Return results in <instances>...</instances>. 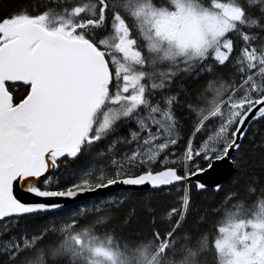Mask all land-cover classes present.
<instances>
[{"label":"snow or ice","instance_id":"snow-or-ice-1","mask_svg":"<svg viewBox=\"0 0 264 264\" xmlns=\"http://www.w3.org/2000/svg\"><path fill=\"white\" fill-rule=\"evenodd\" d=\"M0 264H264V0H0Z\"/></svg>","mask_w":264,"mask_h":264},{"label":"trees","instance_id":"trees-1","mask_svg":"<svg viewBox=\"0 0 264 264\" xmlns=\"http://www.w3.org/2000/svg\"><path fill=\"white\" fill-rule=\"evenodd\" d=\"M88 163L89 161L87 158H81L80 160L70 164L69 168L73 170L85 168L88 165ZM131 195L133 196L132 202H139L142 197H145L148 194L136 192V193H131ZM179 195H180V191L178 189H173L170 193L162 195L159 198L160 207L161 208L167 207V205L172 203L176 198H178ZM197 199L200 201H203L204 203L212 202L211 199L203 197V196L198 197ZM147 226L148 225L142 220L140 221L133 220V222L127 226L126 231L128 230H141L142 231V230H146Z\"/></svg>","mask_w":264,"mask_h":264},{"label":"water","instance_id":"water-1","mask_svg":"<svg viewBox=\"0 0 264 264\" xmlns=\"http://www.w3.org/2000/svg\"><path fill=\"white\" fill-rule=\"evenodd\" d=\"M226 165H217L214 169H210L206 174L198 177V178H193V179H200L204 181L205 183H208L211 185L213 182L218 181L222 177V173ZM91 199L93 197H81L80 200L83 201L85 199Z\"/></svg>","mask_w":264,"mask_h":264}]
</instances>
